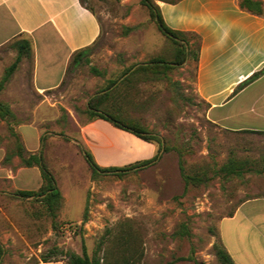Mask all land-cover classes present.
Masks as SVG:
<instances>
[{
  "label": "rangeland",
  "instance_id": "obj_1",
  "mask_svg": "<svg viewBox=\"0 0 264 264\" xmlns=\"http://www.w3.org/2000/svg\"><path fill=\"white\" fill-rule=\"evenodd\" d=\"M88 5L102 26L100 37L85 55L90 63L69 67L62 85L42 96L32 85L31 60L27 58L0 92V99L9 103L16 115L11 122L0 118V154L4 152L5 157L14 147L10 125L17 132L19 124H33L25 127L28 145L37 143L34 127L38 128L44 139L34 152L41 151L64 195L57 217L61 225L54 231L50 218L33 216L37 202L15 195L22 187L39 188V167L22 166L18 156L5 164L2 158V168H12L16 179L10 180L0 171V240L5 246L0 264H33L54 246L82 253L83 241L92 253L106 231L125 220H131L140 232L145 264H166L192 252L205 264H222L213 247L221 241L219 221L233 213L243 199L264 195V170L233 179L213 176L210 170V180L186 187L178 150L183 152L185 172L190 174L217 167L231 155L255 159L256 166L264 168V133L231 132L207 118L208 106L197 92L196 61L191 57L171 73L180 82L184 98H176L166 81H149L139 83L132 102H125L129 115L164 137L171 150L154 163L126 170L123 176L114 171L94 176L86 150L93 152L99 164L106 163L102 166H123L126 164L111 162L143 153L138 150L121 158L105 152L99 156L100 163L84 137L82 127L88 124V116L81 110L109 79L161 53L168 42L141 0H88ZM129 27L134 29L129 31ZM14 41L0 48V80L16 59ZM91 66L104 73H94ZM99 128L100 133L116 138L105 127ZM118 140L129 146L126 138L119 135ZM21 167L25 171L20 172ZM181 223L188 225L191 235L173 237ZM175 264L196 263L181 260Z\"/></svg>",
  "mask_w": 264,
  "mask_h": 264
},
{
  "label": "crops",
  "instance_id": "obj_2",
  "mask_svg": "<svg viewBox=\"0 0 264 264\" xmlns=\"http://www.w3.org/2000/svg\"><path fill=\"white\" fill-rule=\"evenodd\" d=\"M157 3L170 27L201 36L196 88L209 104L207 118L231 132H264V75L235 92L240 83L264 67V15L243 9L240 0H180L177 3L158 0ZM101 32L98 15L80 0H0V48L17 39L31 41V81L42 96L62 85L73 55L94 44ZM25 63L27 57L22 59V65ZM32 125L21 123L17 132L26 149L36 153L40 130L34 127L37 143L32 147L25 132V127ZM100 126L116 138L100 133ZM82 131L98 160L105 152H114L121 158L138 150L143 153L111 162L129 164L150 159L157 152L156 144L104 119L84 125ZM119 135L128 140V147L119 142ZM4 154H0V171L15 180L12 168H2ZM24 169L21 167L19 171ZM41 182L39 179L38 187ZM218 228L222 243L237 264H264V195L240 201L232 214L219 221ZM38 264L66 262L52 260Z\"/></svg>",
  "mask_w": 264,
  "mask_h": 264
},
{
  "label": "trees",
  "instance_id": "obj_3",
  "mask_svg": "<svg viewBox=\"0 0 264 264\" xmlns=\"http://www.w3.org/2000/svg\"><path fill=\"white\" fill-rule=\"evenodd\" d=\"M80 1L87 8L94 11L92 7L88 5V0ZM141 1L149 9L152 19L157 24L158 29L167 38L168 45L161 53L152 56L148 60L134 63L126 67L119 77L109 79L108 84L104 88L89 98L87 107L81 111L87 114L88 123L96 119L107 120L115 127L131 132L146 141L156 144L157 152L154 157L150 159L138 160L123 166H102L96 160L93 152L90 149L86 150L85 155L93 169L94 176H98L104 171H114L115 175L123 176L126 170L156 162L161 157L160 151L162 148H164L165 152L171 150V146L165 142L164 137L151 132L141 122L129 115V109L125 105V102L126 104L132 102L133 91H138L139 83H146L149 81H166L176 98H184L180 82L174 80L171 73L181 67L191 57L196 61L197 67L201 47V36L195 32H185L170 27L164 20L161 8L157 3L158 0ZM162 1L177 3L180 0ZM240 6L254 14L264 15V2L262 0H240ZM134 27H129L128 30L130 31L134 29ZM192 38H195L194 42H192ZM12 46L17 49V56L15 61L6 68V73L0 80V92L3 90L5 83L18 67L22 59L24 57H32V44L29 39H17L13 42ZM88 51L89 47L77 51L72 57L70 67L72 65L77 66L83 63H90L89 57L85 56ZM91 70L98 75L104 73L95 66H91ZM262 75H264V67L254 72L249 78L240 83L235 92L240 91ZM208 105L207 103V106ZM0 118L8 122L16 118L10 104L1 99ZM10 131L15 137V143L13 149L6 153L2 163H10L14 156H18L22 166H38L41 170L42 179L41 185L37 190L19 189L15 192V195L29 199L32 203L37 202L39 207L32 212L33 216L37 218L45 216L50 218L54 231H57L61 225L57 217L64 204V195L58 186L56 177L44 161L42 155L29 152L26 149L20 135L14 131L11 125ZM41 139L43 140L44 136L41 137ZM178 151L180 156V169L186 187L189 184H201L210 180L212 178V176H208L210 170H213V176L218 175L223 179L243 178L247 173H262L264 170V168H258L256 166L257 160L255 159L231 155L224 163L217 167L215 166L212 169L211 166L204 167L200 172L190 174L185 172L183 152L181 150ZM190 235L191 231L186 223H181L179 228L172 234L173 237L179 238ZM213 247L218 260L222 264H237L222 241H216ZM4 253L5 246L0 240V261ZM58 254L60 257L57 256ZM143 257L144 242L140 232L131 220H125L118 223L115 228H109L100 238L92 253L89 252L84 241L82 244V253L73 250L65 252L59 247L54 246L47 253H42L40 258L33 264L52 260H63L66 264H145L143 262ZM181 260H192L196 264H205V262L198 260L193 252L188 256L176 257L166 264H175Z\"/></svg>",
  "mask_w": 264,
  "mask_h": 264
},
{
  "label": "water",
  "instance_id": "obj_4",
  "mask_svg": "<svg viewBox=\"0 0 264 264\" xmlns=\"http://www.w3.org/2000/svg\"><path fill=\"white\" fill-rule=\"evenodd\" d=\"M164 152V148L160 151V155ZM39 155H41V151L39 152Z\"/></svg>",
  "mask_w": 264,
  "mask_h": 264
}]
</instances>
